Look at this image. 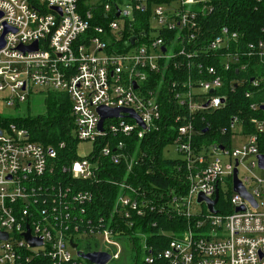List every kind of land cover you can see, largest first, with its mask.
I'll list each match as a JSON object with an SVG mask.
<instances>
[{"label":"built area","instance_id":"1","mask_svg":"<svg viewBox=\"0 0 264 264\" xmlns=\"http://www.w3.org/2000/svg\"><path fill=\"white\" fill-rule=\"evenodd\" d=\"M207 1L0 0V38L5 42L0 93L11 105L27 101L35 88L38 94L68 95L75 139L94 142L93 154L68 163L61 155L65 142L46 146L30 140L16 124L0 128V232L8 235L0 239V264H77L85 259L72 254L71 243L77 252H94L78 249L80 242L93 245L102 236L113 244L111 237L126 236L122 221H131L132 228L136 218L156 210L184 217L188 227L156 253L137 233L149 250L146 264H264V168L259 161L264 118H251L254 132L246 134V124L234 115L220 131L230 132L228 144H196L197 122L204 121L205 112L226 105L222 90L231 70L255 72L249 85L264 87V27L254 41L228 26L207 39L204 18L212 10ZM138 22L147 32L132 43L125 33ZM36 42L37 49L31 48ZM166 102L178 110H169ZM262 105L253 101L249 110L264 111ZM101 106L132 109L144 127L122 112L106 118L100 130ZM161 129L173 132L185 191L171 189L153 204L146 193L116 177L110 183L120 192L110 217L93 218V192L77 189L69 176L97 180L104 170L100 158L133 173L144 155L131 149V141L108 138L96 153L98 141L121 135L140 143ZM242 137L246 140L235 146ZM236 167L256 207L234 190ZM217 191L215 213L205 201L197 202L199 194L214 200ZM238 207L244 210L236 211ZM28 231L41 245L28 242ZM108 253L111 259L118 257Z\"/></svg>","mask_w":264,"mask_h":264},{"label":"trees","instance_id":"2","mask_svg":"<svg viewBox=\"0 0 264 264\" xmlns=\"http://www.w3.org/2000/svg\"><path fill=\"white\" fill-rule=\"evenodd\" d=\"M85 2L87 0H84ZM148 4L162 2V0H147ZM211 11H208L204 20L206 21L205 36L207 39L214 37L220 31L221 27L228 26L233 30H238L244 39L254 41L262 37L261 29L264 27V0H208L206 2ZM142 22H138L133 26L131 32L125 33L127 39L138 36L142 38L145 32ZM257 78L255 72L249 74L238 73L236 69L231 70L226 78V84L223 92L226 93L225 107L204 113V121L199 124L198 133L196 134V144L198 146L208 145L219 142L228 144L230 141V132L227 135H221L220 131L224 127H228L231 118L238 115L242 118V122L246 124L243 133L249 134L254 132V127L250 121L251 118H264V111L257 113L249 110L250 104L259 102L264 104V87L253 89L249 85L252 77ZM253 93L252 96H246L247 91ZM45 112L37 115H29L26 117L11 118L0 113V128H7L11 124H16L19 128L26 129L30 140L41 143L43 145H57L60 142L66 143V148L61 153L63 161L70 162L79 158L74 149L78 141L73 136L75 129V118L72 113V104L68 95L59 92H50L44 99ZM166 108L176 112L178 107L171 103H165ZM207 127H209L207 129ZM112 142L123 139L132 142V148H136L138 154L144 155L142 162L134 167L133 173L126 172L123 164L117 165L107 158H100L101 166L104 170L99 174L97 180L72 179L69 181L77 189L89 190L93 192L94 201L91 205V216H109L114 208L115 199L120 192V187L113 185L110 181L114 178L123 179V181L132 184L138 192H144L150 197V201L156 204L162 193L174 192L181 193L185 191L186 184L178 172V166L181 165V159H171L165 157L164 149L172 143L173 132L168 129L154 131L152 135L143 139L140 143L136 138H127L121 135H110L104 140H99L100 146L97 151L105 143L107 139ZM138 144V145H137ZM260 149L264 153V133L260 137ZM93 160L97 157L92 156ZM125 172V173H124ZM118 174L119 176H117ZM66 177V176H65ZM68 178V177H67ZM183 189V191H182ZM223 199V197H222ZM223 212V210L221 209ZM131 221H122V235H126L132 242L137 253L134 264H146L140 259L138 249L142 250L143 236L145 235V243L156 253L169 244V241L181 232L187 229L188 220L184 217L176 215L170 216L159 212L158 210L149 213L144 217L136 218V226L130 228ZM154 224V225H153ZM88 250H93L88 244ZM147 254L149 250H143ZM79 263L86 264L82 259H78ZM77 262V264H79Z\"/></svg>","mask_w":264,"mask_h":264},{"label":"rangeland","instance_id":"3","mask_svg":"<svg viewBox=\"0 0 264 264\" xmlns=\"http://www.w3.org/2000/svg\"><path fill=\"white\" fill-rule=\"evenodd\" d=\"M98 3L94 2L93 4ZM152 36L155 33L151 34ZM39 89L35 88L33 91V95L29 97V99L25 102L20 103L19 105H11L8 103L6 99L5 93H0V113L4 116L11 117V118H19V117H26L29 115H37L42 114L45 112V102L44 99L48 94H38ZM209 112V111H208ZM207 112V113H208ZM75 133L73 132V136ZM246 140L245 137L239 138L237 141L234 142L235 146H239ZM94 150V142L93 141H80L77 144L76 154L79 157H87L93 154ZM165 157H169L171 159H178L180 158V154L177 151L176 145L170 144L168 145L163 151ZM259 172V170L257 171ZM260 173V172H259ZM223 191L226 192L225 186H223ZM111 241L113 244H108L104 237L100 236L97 237V240L93 242L92 248L93 251H108L112 255L118 254L117 258H112L107 264H134L136 259V251L131 240L126 236H116L111 237ZM170 242V241H169ZM94 243L98 245L95 246ZM78 249L83 251L88 250V242L81 241ZM144 247L142 246V250L138 249L140 259L143 261L145 254H144ZM71 252L74 256H77V249L71 248ZM85 263L86 261L83 260ZM86 264H91L87 262Z\"/></svg>","mask_w":264,"mask_h":264},{"label":"water","instance_id":"4","mask_svg":"<svg viewBox=\"0 0 264 264\" xmlns=\"http://www.w3.org/2000/svg\"><path fill=\"white\" fill-rule=\"evenodd\" d=\"M117 15H119V11H118ZM0 16H2L1 13H0ZM135 39H136V36H133V38H131L132 43H134ZM4 44H5L4 39H3V37H1L0 38V49L4 46ZM37 47H38V44L36 42V43H34V45L31 48L37 49ZM163 50H165V48ZM211 92H213V90H211ZM261 108L264 110V105H262ZM122 112L129 113L131 117L137 119V121H139L142 124V126L144 127V124L141 122L139 117L136 115V113L132 109H125V108L111 109V108H108L105 106H101L98 108V113L101 116V121L99 124L100 130H102L103 122L106 118L118 117L120 115V113H122ZM259 161H260L261 167L264 168V154L259 155ZM237 165H238V162H236V166ZM233 187L237 193L241 194L243 197L250 200L254 204L255 207L257 206V202L254 200L252 195L247 192L246 188L239 181L237 167L234 170ZM218 200H219V191H217L216 198L214 200L208 199V198L204 197L202 194H199V196L197 198V202L199 204L205 201L207 203L209 210L213 213L216 212L215 205L218 202ZM243 210H244V207H238L236 209V211H243ZM25 237L28 240V242L33 246L41 245V243H42L41 240L31 237V234L29 231L25 233ZM7 238H8L7 233L0 232V239H7ZM71 246L73 248H75L77 246V244L71 243ZM77 254L79 256H81V258L88 260L91 264H107L111 260V255L105 251H94V252H87V253H82V252L78 251Z\"/></svg>","mask_w":264,"mask_h":264},{"label":"bare ground","instance_id":"5","mask_svg":"<svg viewBox=\"0 0 264 264\" xmlns=\"http://www.w3.org/2000/svg\"><path fill=\"white\" fill-rule=\"evenodd\" d=\"M138 145V144H137Z\"/></svg>","mask_w":264,"mask_h":264}]
</instances>
